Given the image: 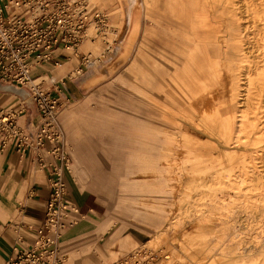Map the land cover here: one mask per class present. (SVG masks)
<instances>
[{"label":"rangeland","instance_id":"374dc122","mask_svg":"<svg viewBox=\"0 0 264 264\" xmlns=\"http://www.w3.org/2000/svg\"><path fill=\"white\" fill-rule=\"evenodd\" d=\"M90 1L108 18L104 30H107L106 39L112 44L111 51L100 52V38L94 43L84 40L78 57L70 55L63 60L62 66H46L48 70L39 78L48 81L64 75L66 88L65 93H61L62 106L56 121L70 158L68 175H71L75 191H91L103 205L93 233L79 238H71L69 233L63 238L62 252L67 263L235 264L236 253L253 248L251 244L256 240H264V230L259 226L264 218V201L258 200L259 193L264 191V140L223 149L227 145L218 131L219 117L211 112L220 107L228 95L224 76L221 75L218 86L213 81L209 90L196 87V94L187 98L182 91L186 87L187 54L179 48V45H187V23L190 25L194 12L208 14V23L216 25L217 35L222 34L225 21L216 17L219 6H211L209 0H138L133 6L132 0ZM235 1L242 22L251 25L255 32H262L264 0ZM252 9L255 14L251 13ZM173 16L183 24L176 22ZM134 18L140 19L142 27H138L133 50L127 59L113 67ZM94 25L93 33L100 34L103 27L99 23ZM250 45L246 44L245 54L253 63L262 55ZM92 49L95 56L102 57L91 58L92 63L85 64L82 58ZM158 50H165V56ZM77 68L81 69L80 74L84 73L82 76L70 74ZM246 71L252 76L255 74L248 68ZM256 77L262 78L261 74ZM250 88L251 97L242 108L251 117H257L259 126L264 127V78ZM204 95L210 98L205 96L208 98L205 99ZM16 101L11 97L6 104ZM205 103L210 106L207 108ZM171 104L181 105V111L192 105V119H203L205 126L191 122L187 113L174 115ZM176 129L188 131L192 139L187 142L167 137L171 132L175 135ZM140 138L158 145L150 144L153 147L150 151L139 150ZM189 150L202 154L206 160L196 164L187 162ZM244 154L247 163L238 166ZM210 169H218V181L231 178L236 185L234 175L238 173L250 180L251 188L245 192L246 198L253 202V210L249 212L233 204L231 216L237 229L235 236L229 233L231 228L222 226L224 216L217 210L207 213L206 219L200 218L195 224L189 222L192 215L188 214L193 209L190 196L195 188L198 189L197 185L206 181ZM236 189L227 187L223 198L227 200ZM186 193H189L187 197ZM193 200L196 213H199L208 196L195 195ZM81 220L79 218L76 228ZM175 220L182 223L171 227L170 222ZM247 221L250 228L246 226ZM108 223L110 225L104 229ZM157 230L163 231V238L148 244L146 241ZM164 256H168V261L163 260Z\"/></svg>","mask_w":264,"mask_h":264},{"label":"built area","instance_id":"2783aa9c","mask_svg":"<svg viewBox=\"0 0 264 264\" xmlns=\"http://www.w3.org/2000/svg\"><path fill=\"white\" fill-rule=\"evenodd\" d=\"M97 23L103 31L98 35L89 33L88 29ZM107 23V16L90 0H0V82L23 88L22 93L11 91L28 96L41 119L39 126L31 130L22 116L25 100L0 106V153L10 143L21 156L33 150V162L47 171L50 188L43 221L33 239L5 264H68L61 250L63 236L80 217L68 194L70 158L56 121L62 106L61 93L66 88L64 75L44 81L39 78L46 72L35 70L59 66L70 55L78 57L84 40L94 43L100 38V52L109 53L112 44L106 39ZM91 58H96L93 49L82 60L89 64Z\"/></svg>","mask_w":264,"mask_h":264},{"label":"bare ground","instance_id":"6f19581e","mask_svg":"<svg viewBox=\"0 0 264 264\" xmlns=\"http://www.w3.org/2000/svg\"><path fill=\"white\" fill-rule=\"evenodd\" d=\"M131 2L133 6L138 2V0H132ZM209 2L211 6L213 5L219 6L217 9L216 17L219 20L225 21V27L222 29V34L217 35L216 25L214 24L212 25L208 23V14H206L205 12L204 13L194 12L193 16L190 17V25L187 28V45H179L180 50H182L184 53L187 54V73L186 76L184 75L185 77L184 84L186 85V87L182 89V91L184 95L187 96V98H191L194 94H196L198 88L202 90H206V89L209 90L211 87H213L212 85L213 81L214 84L218 86V82L221 80L222 77L221 75H223L226 81V85H227L226 89L228 90L226 92L228 93V95L221 101V106L218 108L217 107L213 108L212 109L213 112H211L214 116L219 117V119H217L218 131L222 134L223 142L227 145V146L224 145L223 149L227 150L242 144L244 146L250 143L255 144L257 142L264 140V127H260L258 118L251 117L250 113L247 110L243 109L242 107H244L243 105H245L247 103V100L251 97V94L249 93L251 90L250 85L258 81H261V79L264 78V26H262V30H263V31L261 30L262 32H257V31L255 32L253 29H251V25L244 24L242 22L243 17L240 15V9L239 7L236 6L235 0H209ZM254 12L255 11L252 9L251 13ZM173 19H178V18L173 16ZM138 27H139V19L134 18L133 23L131 25L129 36L127 37L126 44L124 45V52L115 61L113 67L118 65L120 61L125 59L128 56V54L131 52V49L134 44V39L138 32ZM93 29H94L93 27L89 28L88 32L92 33ZM246 44H252L250 45L251 49L259 51V53L262 55L260 60H257L253 63L249 61L248 57L245 54ZM158 51H160L162 56H165V50H158ZM96 57L98 58L99 56L97 55ZM92 60L89 64L92 63ZM247 68L252 71H255V74L252 76L250 74L251 72L249 73L248 71H246ZM70 74H74V75L80 74V71L77 68L74 69V71H72ZM258 74H261L262 78L260 80L257 79L256 77V75ZM14 89L19 93L23 92L21 88H14ZM205 96L207 95H204V97ZM208 98L205 97V99ZM198 101H200V99H198ZM193 102L192 105H194ZM200 102H199V107L200 104L202 103ZM192 105L189 106L187 105V116H190L191 122H194L195 124L197 123L198 125L204 127L205 124L203 123L204 122L203 119H192L194 117V112L191 110ZM206 105L207 108L210 106L208 104ZM202 106L204 107L203 104ZM196 109L197 111H199L198 107ZM173 135L174 133L171 132L167 135V137L173 140H175V138L176 139L179 138V139L187 140V142L192 139V136L188 131H184L180 129L177 130L174 136ZM143 136L146 137L145 135ZM140 139H141V143L138 145L139 150L142 149L145 151H150L151 149H153V147L150 146V144L158 145V143L149 141L148 139H144V138H140ZM201 145L205 146V144L203 143ZM162 148L164 149L166 147L163 146ZM246 156L247 155L245 154L242 155V157L238 161L239 164L238 166L240 165H242V167L245 166V163H247ZM145 160L147 161L148 157ZM205 160L206 159L203 158L202 154L194 153V151L192 150L187 151V162L191 164H196ZM217 170L218 169H210L209 173L205 177L206 181L200 184L199 186L197 185L198 189L195 188L194 189L195 193L191 194L190 196V198H192L191 206L193 209L188 214V215H192L189 222L190 224L192 222L193 224H195V222L199 221L200 218L206 219L207 213L209 212L212 213L215 210H217L220 215L224 216V218H222L221 221L222 226L226 228H231V231L229 233L235 236L237 233V229L235 228V225L232 222L231 214L233 213L234 205L236 207H242L244 208V210L252 212L253 209L251 208H253V202H250V200L246 198L247 193L245 192L246 189L251 188V183H249L250 182L249 179L248 180L245 179L239 173L234 175V179L237 182L236 185H233V183L230 180L231 178L227 181H218L220 180V178L216 174ZM229 175L232 176V174ZM201 177L203 176L201 175ZM160 178L162 179L164 177L160 175ZM254 178L256 179L258 178V176H254ZM245 182L247 183L244 186H242ZM194 186L195 185H191V187ZM227 187H231V188L236 187L238 189H236L232 194H229L228 195L229 198L225 200L223 198V192L226 190ZM188 194L186 193L185 197H187ZM195 195H199L201 196V198L203 196H208V200H206L204 204L205 207L199 213H196L197 209L195 208V203L193 200V197ZM185 197L183 195L184 199ZM263 199H264V191H261L259 193L258 200L264 201ZM92 220L93 219L90 216L85 215V220L78 225L77 231H80L81 233ZM261 221L262 222L259 226L261 227V230H264V218ZM180 223H182L180 220H175L170 222L169 225L171 227H176ZM109 225H110L109 223L106 224L104 229H106L107 226ZM246 226L247 228H250L249 221H247ZM162 238H163V231L157 230L151 236V238L146 242L148 244H155ZM251 246L253 248L250 247H248L247 249L244 248L243 251L247 250L246 252L236 253L235 255L236 258L233 257L235 264H264V240L262 239L256 240L254 244H251ZM61 250H62V245H61ZM133 253L136 254L135 251ZM167 259L168 256L163 257L164 261ZM148 262L149 261L129 263L128 261L127 262L123 261L122 263L148 264Z\"/></svg>","mask_w":264,"mask_h":264},{"label":"crops","instance_id":"0c3cea01","mask_svg":"<svg viewBox=\"0 0 264 264\" xmlns=\"http://www.w3.org/2000/svg\"><path fill=\"white\" fill-rule=\"evenodd\" d=\"M174 20L176 22L180 21L179 24H183L182 20ZM140 27L142 26H140L139 19V28ZM188 27L189 22L187 23V28ZM142 39L143 37L140 41ZM120 46L121 45H119V47ZM123 52L124 46L121 54ZM127 57L125 59H127ZM46 70L48 69L45 66L44 69H37L35 71L37 73H43L44 71L46 72ZM83 74H79V76ZM14 88L18 87L14 85L8 87L0 82V106H11L25 100V112L22 115L23 120L31 130H35L41 123L36 106L26 95L20 96L12 92L11 90ZM11 97L17 99V101L15 103L6 104ZM170 106L175 110L174 115L177 113H187L186 109L182 111L179 109L181 108L179 104H171ZM161 122L164 123L163 121ZM33 158V150H29L25 155L21 156L16 152L13 143H10L0 153V264H5L7 258L16 255L19 249L29 244L34 237L35 229L39 227L43 221L44 205L50 191L48 173L46 170L40 169L33 162ZM67 181L69 197L71 196L74 201V205L78 210L77 213L82 216L80 217L82 218L81 222L85 220V215L90 216L93 220L81 233L77 231L76 225L68 229L64 234V238L69 233L68 236H71V238L74 236L77 238L82 235H90L96 230V218H99V213L103 205L97 201L95 194L91 191L81 192L77 189L75 191L71 183L73 180L68 173ZM18 236L21 237L20 241L16 240Z\"/></svg>","mask_w":264,"mask_h":264}]
</instances>
